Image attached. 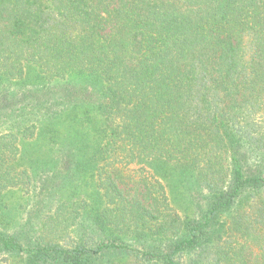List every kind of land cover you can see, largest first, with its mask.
Returning <instances> with one entry per match:
<instances>
[{"label": "trees", "instance_id": "1", "mask_svg": "<svg viewBox=\"0 0 264 264\" xmlns=\"http://www.w3.org/2000/svg\"><path fill=\"white\" fill-rule=\"evenodd\" d=\"M0 124V191L11 141L39 132L50 192L75 196L86 174L97 188L80 199L93 234L65 247L0 230V256L264 264V0H0ZM173 168L206 190L195 218L170 208Z\"/></svg>", "mask_w": 264, "mask_h": 264}, {"label": "rangeland", "instance_id": "2", "mask_svg": "<svg viewBox=\"0 0 264 264\" xmlns=\"http://www.w3.org/2000/svg\"><path fill=\"white\" fill-rule=\"evenodd\" d=\"M8 131L6 124H0V139ZM13 141L7 150L9 154L16 153L14 160L10 156L13 164L10 177L14 179L15 184L0 191V230L19 235L23 244H33L35 240L42 239L46 242L66 245L65 247H72L82 237L93 234L90 222L81 220L83 216H79L80 211L84 209V204L80 203L81 197H86V204H88V200L92 201L94 192L97 190L90 174L84 175L78 181L79 191L75 196L70 192L71 190L50 192L46 182L49 178L47 175L50 176V173H41L43 161L48 160L46 155L48 145L44 135L39 132L37 137ZM22 172H24L23 175H21ZM34 175L38 176L34 177ZM189 179L180 174V169L173 168L163 182L166 185L170 208L176 211L179 217L189 214L191 218H195L199 212L206 210L207 205L204 200L206 190L200 193L201 188H195L192 180ZM60 180L59 175L57 181ZM30 181L32 186H29ZM80 221H82V227ZM236 227L234 234L238 237L241 226ZM123 243L131 249L141 250L143 239L137 240L128 236ZM261 243L264 244V239ZM257 254L260 252L254 244L252 251H249L247 255L253 260ZM20 258L13 253H8L0 256V264H21ZM209 258L212 259L211 255ZM130 259L129 254L117 251L109 252L102 261L125 264Z\"/></svg>", "mask_w": 264, "mask_h": 264}]
</instances>
